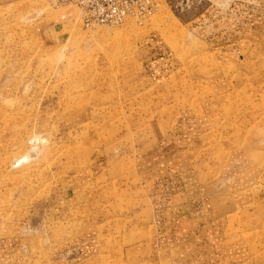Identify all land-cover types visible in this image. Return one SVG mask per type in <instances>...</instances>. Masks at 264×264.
Wrapping results in <instances>:
<instances>
[{"label":"rangeland","instance_id":"374dc122","mask_svg":"<svg viewBox=\"0 0 264 264\" xmlns=\"http://www.w3.org/2000/svg\"><path fill=\"white\" fill-rule=\"evenodd\" d=\"M190 122L205 131L150 149ZM166 230L200 264H264V0H155L96 28L75 6L0 0V238L15 260L175 264L153 247Z\"/></svg>","mask_w":264,"mask_h":264},{"label":"crops","instance_id":"0c3cea01","mask_svg":"<svg viewBox=\"0 0 264 264\" xmlns=\"http://www.w3.org/2000/svg\"><path fill=\"white\" fill-rule=\"evenodd\" d=\"M65 16V15H63ZM67 16V15H66ZM206 128V123H197V122H190L188 124H186L185 126H182L180 128V130L175 129L173 131H175V133H171L167 136V138L162 142V144L159 145H152V147L150 149L152 150H156L157 149H166L174 140L175 142L177 141V139H187L188 137H192L194 135H198L199 133L205 131ZM179 131V135L176 134ZM164 144V146H163ZM156 152L155 155L153 157L156 156ZM151 161H154L153 159ZM151 161H148L146 163V167H149L151 164ZM153 164V163H152ZM155 173L156 171L152 172V178L151 179H146V185L149 187L148 190L151 191V183L152 181H154V185H155ZM151 175V173H150ZM155 188V186H153ZM181 188V187H180ZM179 188V189H180ZM156 189V188H155ZM182 192L180 191H176L174 193H169L168 196H170V198L173 200V198L175 199L176 196L180 195ZM60 195L59 194H55L54 198L57 201V198L59 200ZM52 208H57V205H52ZM20 228L21 233L22 232H26L29 233V227H31V220L29 219V222L27 223H22L18 225ZM22 229H24L22 231ZM169 232V230H166L165 232H163L161 235H159L158 237L156 236L154 241H153V247L157 248L160 247L163 251L165 252H169V255L174 256L175 257V264H200L201 262V258H202V253L201 250L203 249L202 247L198 246H190V247H186V248H182L181 249V253L177 250L178 247L180 246H184L186 243V236H188V234L185 235H181V236H173L174 234L170 233L168 235V237H166L165 233ZM189 240V239H188ZM15 241H17L15 238L12 239H6V240H2V238H0V264H20V260L16 259L13 257L14 254H16L17 252H19L20 246L15 245ZM155 245V246H154ZM174 250V252H170ZM135 252L136 253L140 252L139 248L132 249L131 252ZM178 253V254H177ZM177 254V256H176ZM13 257V258H12ZM14 262V263H13ZM216 264H220V263H216Z\"/></svg>","mask_w":264,"mask_h":264},{"label":"built area","instance_id":"2783aa9c","mask_svg":"<svg viewBox=\"0 0 264 264\" xmlns=\"http://www.w3.org/2000/svg\"><path fill=\"white\" fill-rule=\"evenodd\" d=\"M52 6H75L86 28L120 26L129 18L143 19L151 13L155 0H48Z\"/></svg>","mask_w":264,"mask_h":264}]
</instances>
